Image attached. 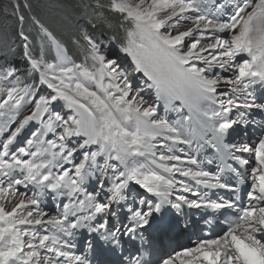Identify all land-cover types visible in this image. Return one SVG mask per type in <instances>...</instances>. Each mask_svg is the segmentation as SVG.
Listing matches in <instances>:
<instances>
[{"label":"snow or ice","instance_id":"1","mask_svg":"<svg viewBox=\"0 0 264 264\" xmlns=\"http://www.w3.org/2000/svg\"><path fill=\"white\" fill-rule=\"evenodd\" d=\"M11 7L18 12V0ZM86 7L92 9L91 27H112L108 17H118L115 28L125 34L121 51L131 57L132 70L143 74L144 87L134 88L87 31L65 38L33 17L45 42L35 51L19 33L27 69L0 68V117H16L0 140V264H93L90 254L97 264H126L124 237L143 241L145 232L155 262L142 253L127 264H264V131L247 142L225 143L235 125L247 126L253 110L264 114V92L256 95L264 90V0H219L212 14L202 10L201 0H97ZM205 39L211 42L202 44ZM209 50L215 54L205 55ZM216 67L232 74L221 76ZM149 92L157 103L145 99ZM160 101L177 112L194 107L229 158L247 165V153L255 167L242 174L226 164L213 174L195 155L172 154L175 145L191 144L182 139V125L192 116L171 124L157 113ZM30 124L21 145L17 138ZM226 168L238 184L224 176ZM176 174L234 194L250 177L249 190L243 200H212ZM94 178L97 188L89 191ZM132 185L144 191L133 197ZM48 193L67 200L58 215L40 207ZM185 209L213 210L211 231H204L211 221L201 228ZM81 230L91 238L84 241L86 254L76 255ZM185 236L188 245L180 242Z\"/></svg>","mask_w":264,"mask_h":264},{"label":"trees","instance_id":"2","mask_svg":"<svg viewBox=\"0 0 264 264\" xmlns=\"http://www.w3.org/2000/svg\"><path fill=\"white\" fill-rule=\"evenodd\" d=\"M94 0H24L27 7L21 9L20 15L24 20L15 23V18L5 12L0 4V68L22 67L24 73L28 65L24 58V43L19 35L21 31L28 36L27 43L35 51L44 46L42 33L32 23V18H38L49 30L59 36L67 38L81 30L87 31L96 39L97 43L107 44L113 42L117 45L123 43L125 37L122 29L115 28L116 16H109L112 24H98L91 27L87 23V16L91 12ZM19 16H16L17 19ZM115 35L116 39L111 37ZM102 47V46H101ZM74 59L76 55L70 54ZM77 62H79L77 60Z\"/></svg>","mask_w":264,"mask_h":264},{"label":"rangeland","instance_id":"3","mask_svg":"<svg viewBox=\"0 0 264 264\" xmlns=\"http://www.w3.org/2000/svg\"><path fill=\"white\" fill-rule=\"evenodd\" d=\"M14 2H16V0H0V4L3 6L5 12L8 13V14H10V15H13L14 18H15V23L17 24V22H19V19H17V17L15 16V14H20L21 9H25V8H24L25 6H24V0H18V2L20 3V9H19L18 12H16V11H14L13 8L11 7L12 3H14ZM96 2H97V0H94L93 5H94ZM100 2H106V0H100ZM189 15H190V14H189ZM186 23H187V19L181 21V25H182V26L180 27V30H181V31L185 30V25H186ZM17 25H18V24H17ZM211 35H215V33H208V32L205 33V36H206V37L211 36ZM221 35H223V38H228V36L231 35V34L229 33V34H227V35H224V34H221ZM124 40H125V39H124ZM185 42H186V43H190V42H191V38H186V41H185ZM210 42H211L210 39H205V40H202V41H201L202 44H207V43H210ZM102 49L107 53V55H108V57H109L110 59H115V60H117V62L119 63L120 67L123 68V69L127 72V74H128V78H129V80L132 82L133 87H134V88H137V89L140 88V86H141L142 83H141V81H138V80H137L136 72H134V71L132 70L133 65H132L131 57H130L129 55H127L126 53L122 52V51H121V48H120V47H117V46H112L111 48H108V47H107V49H106V47H102ZM125 54H126V56H125ZM214 54H215V53L211 52V50H209L208 53H205V55H209V56H210V55H214ZM119 56H125V57H122V58L120 59V62H119ZM20 68H22V67H18L17 69H18L21 73H23V72L21 71ZM213 71L216 72V73H219L220 75H222L221 72H220V68H219V67L214 68ZM224 72H225V71H224ZM231 74H232V73H230V72H225V75H231ZM225 75H224V76H225ZM227 87H228V86H226V85H221V88H222L223 90H227ZM145 99L147 100V98H145ZM251 113H254V111H252ZM260 114H261V113H260ZM232 116L235 117V111H233ZM261 117H262V118H261V122L264 124V115H262ZM249 119H250V118H247V120H249ZM235 126H236V127H240V124H237V125H235ZM241 126L243 127V124H242ZM244 133H247L246 130L244 131ZM240 137H241V136H238L239 139H240ZM185 150H186V146H185ZM177 153H178V152H177ZM175 155H176V154H175ZM175 179H176V180L179 179V180H183V181H184V179L182 178V176L179 175V174H177V176H175ZM185 211H189V210L185 209ZM49 214L52 215L51 212H49ZM41 234H44V233L42 232ZM181 239H182V238H181ZM185 239H188L187 236H185V237L183 238V240H181V243H184V244L187 245L188 241H184Z\"/></svg>","mask_w":264,"mask_h":264},{"label":"bare ground","instance_id":"4","mask_svg":"<svg viewBox=\"0 0 264 264\" xmlns=\"http://www.w3.org/2000/svg\"><path fill=\"white\" fill-rule=\"evenodd\" d=\"M253 111H255V110H253ZM256 111H257V110H256ZM251 114H252V117L248 120V124H247V126H246V127L243 126V128H245V130H246V132H247V136H246V139H247V140H248V137H255V136H258V135L260 134L261 131H264V129H262V128L260 127L261 124H263V123L261 122V118H262L261 116L264 115V114H262V113H261V114H259V113L257 114V113H255V112H254V113H251ZM193 121H195V120H191L190 124L195 123V122H193ZM241 125H242V124H240V127H242ZM234 128H235V131H236V130H238L239 127L234 126ZM235 133H236V136H235L232 140H230L229 142H236V141H240V140H242V137H240V139H239V138H238V133H237V132H235ZM185 146H186V145L183 146L184 151H186V150H185ZM216 146H217V147H220V144L217 143ZM181 149H182L181 147H179V148L177 149V152H178L179 154L184 153V151H181ZM247 155H249V154L244 153V154L242 155V158L245 159ZM249 156H250V155H249ZM250 157H251L252 163H248L247 165H245L246 168H251L252 165H253V167H255L254 159H252V156H250ZM241 165H243V164H241ZM181 167H188V166H186V165H181ZM192 167H195V166H192ZM183 179H184V183L187 184L186 179H185V178H183ZM178 180H179V179H178ZM235 180L238 182V180H237L236 177H235ZM189 187H190V185H189ZM173 195H187L189 199H195L191 194L184 193L183 191H175V192L173 193ZM232 195H234V193L229 192L228 197H229V196H232ZM218 197H222V195L219 194V193H216V194H214L213 199L216 200ZM44 210L47 211L48 213L51 212L52 215H54L53 211H51L50 209L45 208ZM173 212H174V210H173ZM173 212H170V213H169V216H170V215L173 216ZM189 212L191 213L192 218L195 219V220H197V221L199 222V225L203 224L205 220H209V221H211V219H210V215H208V214L205 213V209H201V210H189ZM211 222H212V221H211ZM211 224H213V222H212ZM183 238H184V237H182L181 240H183ZM192 239L195 240L196 237L193 236ZM84 240H85V238H83V244H84ZM184 241H188V239H185ZM188 243H189V242H188ZM188 243H187V245H188ZM156 244H157V247H158V245H159V241H158V240H156ZM125 246H127V245L125 244ZM80 253H81V250H80V249H76V255H80Z\"/></svg>","mask_w":264,"mask_h":264}]
</instances>
